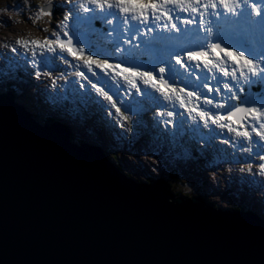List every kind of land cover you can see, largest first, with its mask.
Masks as SVG:
<instances>
[{
	"label": "snow or ice",
	"instance_id": "snow-or-ice-1",
	"mask_svg": "<svg viewBox=\"0 0 264 264\" xmlns=\"http://www.w3.org/2000/svg\"><path fill=\"white\" fill-rule=\"evenodd\" d=\"M23 3L28 6L30 0ZM34 9L28 17L33 24L44 17L51 19L61 9L63 13L51 33L53 38H17L14 44L4 45L12 53L31 51L32 59L24 56L32 69L29 75L36 79L51 76L57 59L73 67L66 58L71 57L77 62L74 75L108 102L114 110H109L108 116L114 117L119 127H124L120 121L130 124L125 131L134 139H158L142 119L153 109L154 116L161 119H154L152 128L159 132L163 124L161 134L168 138L169 149L179 148L188 155L189 141L211 144L218 136L216 128L227 129L234 138L258 145L257 153L243 146L240 151L249 152V159L258 156L261 162L256 174L264 176V0H62L61 4L43 0ZM0 11L19 14L20 10L13 6ZM6 23L0 22V26ZM37 50L39 60L35 58ZM81 66L92 77H97L99 70L107 79L102 85L93 82L79 70ZM8 67L12 72H4L0 78L2 90L22 65L13 59ZM221 78L227 82L221 85ZM60 79L67 80V76ZM51 85L56 86L55 79ZM125 85L132 91H126L119 101L106 90L115 88L120 96L119 89ZM79 88L85 89V84L80 83ZM43 91L47 103H58L56 96ZM82 96L93 99L88 93ZM176 105L187 113L186 119L183 113L165 110ZM100 107L107 106L101 103ZM68 115L72 118L71 112ZM178 115L182 118L174 119ZM165 116L168 119H163ZM220 143L229 144V139ZM246 167L253 174L252 164ZM260 246L259 264H264V238Z\"/></svg>",
	"mask_w": 264,
	"mask_h": 264
},
{
	"label": "water",
	"instance_id": "water-1",
	"mask_svg": "<svg viewBox=\"0 0 264 264\" xmlns=\"http://www.w3.org/2000/svg\"><path fill=\"white\" fill-rule=\"evenodd\" d=\"M34 116L0 92V264H259L264 218L138 183Z\"/></svg>",
	"mask_w": 264,
	"mask_h": 264
},
{
	"label": "rangeland",
	"instance_id": "rangeland-1",
	"mask_svg": "<svg viewBox=\"0 0 264 264\" xmlns=\"http://www.w3.org/2000/svg\"><path fill=\"white\" fill-rule=\"evenodd\" d=\"M41 3L43 0H30L29 5L25 6L23 0H0V9L18 6L20 10L19 14L0 11V22L7 21L0 26V78L3 77L4 72H12L8 67L9 60L15 59L22 65L13 73L14 79L8 80L7 89H0V92L11 90L15 94L16 102L37 114L35 117L42 123L56 120L69 125L75 141L102 148L108 157L119 163L121 169L136 181L172 180L170 173L176 171L180 175L178 182L174 180L172 190L182 188L184 192H187L177 196L188 197L192 193L203 197L216 208L256 211L258 216L264 218V183H261L264 181V176L256 174L259 172L258 164L261 161L255 155L249 159V152L240 151L243 146L249 147L251 153H257L259 148L256 143L243 142L242 138H234V133H229L227 129L216 128L218 136L211 144L201 145L196 139L188 142L190 155L180 152L179 148L170 150L168 138L161 134L164 125L159 126V132L152 128L153 120L161 119L154 116L155 109L143 114L142 119L149 126V131L154 136H158V139L151 142L146 136L134 139L132 133L125 131L130 124L120 121L124 127H119L115 118L108 116L109 110L114 113L108 102L98 97L87 81H81L74 75L77 70L74 66L77 62L66 54V58L73 67L57 59L55 66L50 69L51 76L42 75L36 79L29 75L32 69L27 65L24 56L32 59L31 51L24 53L21 49L19 53H12L10 48L4 45L14 44L17 38L42 40L46 35L53 38L51 33L54 31V26L62 19L63 9L56 11L51 19L44 17L33 24L28 17L34 12V6ZM55 3L61 4L62 0H55ZM96 23L99 27V22ZM107 47L110 48L111 44ZM35 58L40 59L39 50ZM79 70L84 71L93 82L101 85L107 79L99 73V70H96L97 77H92L83 66ZM61 75L67 76V80L60 79ZM53 79L56 80L55 87L51 85ZM226 80L227 78H221V85ZM80 83L85 84V89L79 88ZM120 83L123 84V81ZM211 83L213 87L217 86L215 81ZM141 87L144 86L141 85ZM45 89L47 93L58 98L57 104L52 105L45 101L46 93L43 91ZM106 90L118 101L126 91H132L127 89L126 85L119 89L120 96L115 94V88L106 87ZM83 93L90 94L93 99L82 96ZM222 95H225L223 90ZM101 103L107 107H100ZM165 110H174L177 113H183V118L187 117V113H184L178 105L174 109L166 108ZM69 112L72 113V118L69 117ZM181 118L179 115L174 117V119ZM136 119L137 117L134 116L133 121ZM163 119L168 117L165 116ZM212 127L215 128V126ZM253 136L258 141V137H255V134ZM222 139H229V144L220 143ZM153 152L156 155H153ZM177 153L180 154L177 155ZM248 163L252 164L253 174L247 172ZM241 167L245 168L244 172L240 171Z\"/></svg>",
	"mask_w": 264,
	"mask_h": 264
},
{
	"label": "trees",
	"instance_id": "trees-1",
	"mask_svg": "<svg viewBox=\"0 0 264 264\" xmlns=\"http://www.w3.org/2000/svg\"><path fill=\"white\" fill-rule=\"evenodd\" d=\"M71 137H72L73 140H75L73 135H72ZM115 163H116V162H115ZM116 165L120 167V164H119V163H116ZM120 168H121V167H120ZM121 170L123 171V169H121ZM170 174H171L170 177L172 178V180H175V181L178 182V179H179V175H180V174H178L176 171H173V172L170 173ZM173 192H174V194H176V195H182L183 193H187V192H184L182 188H181V189H174Z\"/></svg>",
	"mask_w": 264,
	"mask_h": 264
},
{
	"label": "bare ground",
	"instance_id": "bare-ground-1",
	"mask_svg": "<svg viewBox=\"0 0 264 264\" xmlns=\"http://www.w3.org/2000/svg\"><path fill=\"white\" fill-rule=\"evenodd\" d=\"M182 16H184V14H181ZM56 121V120H55ZM59 122V121H58ZM122 172H124V171H122ZM124 173H126V172H124ZM134 181H136L134 178H132ZM136 182H138V183H149V181H144V182H139V181H136ZM189 197H191V195H189ZM263 207V206H262ZM263 209H264V207H263ZM255 213H257L256 211H254ZM258 214V213H257Z\"/></svg>",
	"mask_w": 264,
	"mask_h": 264
},
{
	"label": "clouds",
	"instance_id": "clouds-1",
	"mask_svg": "<svg viewBox=\"0 0 264 264\" xmlns=\"http://www.w3.org/2000/svg\"><path fill=\"white\" fill-rule=\"evenodd\" d=\"M150 181V180H149ZM231 210H234V211H248V210H244V209H231ZM251 212H253V211H251ZM253 213H255V212H253ZM256 214V213H255ZM258 215V214H257ZM259 217H261V216H259ZM261 218H263V217H261Z\"/></svg>",
	"mask_w": 264,
	"mask_h": 264
}]
</instances>
